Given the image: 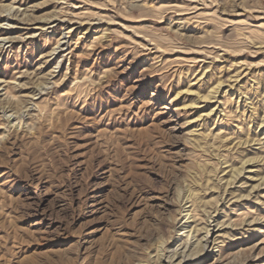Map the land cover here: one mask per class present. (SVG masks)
Returning a JSON list of instances; mask_svg holds the SVG:
<instances>
[{
    "label": "rangeland",
    "instance_id": "374dc122",
    "mask_svg": "<svg viewBox=\"0 0 264 264\" xmlns=\"http://www.w3.org/2000/svg\"><path fill=\"white\" fill-rule=\"evenodd\" d=\"M0 264H264V0H0Z\"/></svg>",
    "mask_w": 264,
    "mask_h": 264
}]
</instances>
